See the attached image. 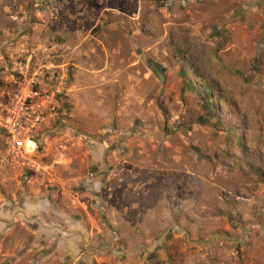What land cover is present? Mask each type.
Masks as SVG:
<instances>
[{
	"label": "rangeland",
	"instance_id": "rangeland-1",
	"mask_svg": "<svg viewBox=\"0 0 264 264\" xmlns=\"http://www.w3.org/2000/svg\"><path fill=\"white\" fill-rule=\"evenodd\" d=\"M28 57L64 109L0 133V264H264V0H0V101Z\"/></svg>",
	"mask_w": 264,
	"mask_h": 264
},
{
	"label": "built area",
	"instance_id": "built-area-1",
	"mask_svg": "<svg viewBox=\"0 0 264 264\" xmlns=\"http://www.w3.org/2000/svg\"><path fill=\"white\" fill-rule=\"evenodd\" d=\"M36 70L30 68L29 57L23 66L16 67L15 88L0 101V133L3 136L4 156L10 161H25L33 154L36 141L47 136L56 121L63 116L53 91L38 80ZM31 142L34 149L26 153L23 144ZM26 166L35 172L40 167L33 162Z\"/></svg>",
	"mask_w": 264,
	"mask_h": 264
},
{
	"label": "crops",
	"instance_id": "crops-1",
	"mask_svg": "<svg viewBox=\"0 0 264 264\" xmlns=\"http://www.w3.org/2000/svg\"><path fill=\"white\" fill-rule=\"evenodd\" d=\"M11 223L8 222L7 224H5L6 227H8L7 225H10ZM2 224H0V228H1ZM60 227V225H59ZM59 227L55 226L54 229H56L57 231L61 232V236H57V239L59 241H55V248L52 251V254L49 255V257L53 258V256L55 255V253H57L58 250H60L61 252L63 251L64 256H66L67 258L71 257L72 260L74 259V257L76 256V252L77 250L75 249V242L72 240V238L66 239L65 237H67V234L62 231ZM54 237V236H53ZM55 252V253H54ZM54 253V254H53ZM58 258V257H57ZM72 260H66L64 261V259L61 257L60 260L59 258L57 259V263L56 264H73ZM100 263L105 262L104 260H98Z\"/></svg>",
	"mask_w": 264,
	"mask_h": 264
},
{
	"label": "water",
	"instance_id": "water-1",
	"mask_svg": "<svg viewBox=\"0 0 264 264\" xmlns=\"http://www.w3.org/2000/svg\"><path fill=\"white\" fill-rule=\"evenodd\" d=\"M148 70L157 79V81L159 83L162 81V77L160 76V74L158 73V71L154 68L153 64H151V63L149 64Z\"/></svg>",
	"mask_w": 264,
	"mask_h": 264
},
{
	"label": "trees",
	"instance_id": "trees-1",
	"mask_svg": "<svg viewBox=\"0 0 264 264\" xmlns=\"http://www.w3.org/2000/svg\"><path fill=\"white\" fill-rule=\"evenodd\" d=\"M57 98H58V97H57ZM55 99H56V98H55ZM56 101H57V99H56ZM57 102H58V101H57ZM58 103H59V102H58ZM207 104H208V103L205 102V103H204V106L206 107V111H209L208 108H207ZM59 106H60V109H61V110L64 109L63 104L59 103ZM56 122H57V121H56ZM56 122H55V124L53 125V128H55V126H56V124H57Z\"/></svg>",
	"mask_w": 264,
	"mask_h": 264
},
{
	"label": "bare ground",
	"instance_id": "bare-ground-1",
	"mask_svg": "<svg viewBox=\"0 0 264 264\" xmlns=\"http://www.w3.org/2000/svg\"><path fill=\"white\" fill-rule=\"evenodd\" d=\"M24 144H25V146H27L28 142H25Z\"/></svg>",
	"mask_w": 264,
	"mask_h": 264
}]
</instances>
